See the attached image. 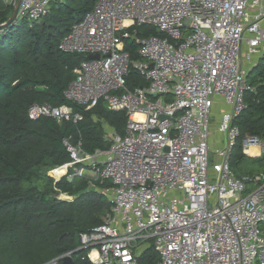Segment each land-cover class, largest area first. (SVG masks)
<instances>
[{
    "label": "built area",
    "instance_id": "obj_1",
    "mask_svg": "<svg viewBox=\"0 0 264 264\" xmlns=\"http://www.w3.org/2000/svg\"><path fill=\"white\" fill-rule=\"evenodd\" d=\"M54 1L20 0L15 20L36 21ZM142 26L162 36L137 35ZM129 39L139 58H130ZM58 47L84 56L64 97L88 108L102 100L128 118L123 134L107 128L106 149L87 153L80 140L63 139L70 160L50 170L65 169L54 179L108 182L96 190L110 209L79 234L77 258L140 264L152 246L156 264H264V167L241 176L231 165L234 120L255 92L247 75L264 55V0H96ZM130 67L146 85H127ZM74 115L68 104L28 108L32 120ZM242 153L264 157V137L245 134Z\"/></svg>",
    "mask_w": 264,
    "mask_h": 264
},
{
    "label": "trees",
    "instance_id": "obj_2",
    "mask_svg": "<svg viewBox=\"0 0 264 264\" xmlns=\"http://www.w3.org/2000/svg\"><path fill=\"white\" fill-rule=\"evenodd\" d=\"M95 2L55 0L42 20H15L0 30V264H45L73 251L79 234L98 226L110 209L106 196L96 190L108 182L86 176L69 181L49 175L50 170L70 160L63 139L80 140L83 150L93 153L109 147L107 128L123 134L126 127L124 110H110L102 100L88 108L64 97L75 76L73 69L84 56L63 52L58 44ZM11 12L12 7L0 0V25ZM134 28L137 35L162 36L149 27ZM125 48L132 60L139 58L135 42L127 40ZM247 78L249 84H255V92L245 93L246 108L234 124L240 136L263 138L264 55ZM127 85L144 86L146 81L130 67ZM33 104H68L75 115L61 123L48 117L32 120L28 108ZM243 158L249 157L241 153L231 165ZM260 160L264 163L263 156ZM63 193L73 198H59ZM79 254H73L74 263L88 264L77 258ZM138 261L156 264L158 253L150 246Z\"/></svg>",
    "mask_w": 264,
    "mask_h": 264
},
{
    "label": "rangeland",
    "instance_id": "obj_3",
    "mask_svg": "<svg viewBox=\"0 0 264 264\" xmlns=\"http://www.w3.org/2000/svg\"><path fill=\"white\" fill-rule=\"evenodd\" d=\"M43 19V18H42ZM42 19H40V20H42ZM28 22H30V21H28ZM141 28H143L144 29V26L143 27H141ZM250 71V70H249ZM248 79V81H250L249 80V78H247ZM259 79V80H258ZM261 78H257V81H258V83H260V80ZM254 86H255V84H253ZM216 110V109H215ZM218 111H220V109H217L216 110V113H219ZM213 118V117H212ZM213 120L214 119H212L211 120V123L213 122ZM243 137H244V135H241L238 139H237V143H236V146H235V149H234V153H233V156H232V162L233 161H235L239 156H240V154L242 153V139H243ZM209 155H210V159H212L213 158V155H212V153H211V150H210V153H209ZM263 165H264V163H263V161L262 160H260V157H256V158H243L241 161H240V163H238V164H235V165H232V167H233V170L235 171V173L236 174H238V175H241V176H243V175H254V174H257V173H259L262 169H263ZM251 172V173H250ZM55 176H54V175ZM53 174H52V172L50 171V173H49V175H53L54 177H56V171L55 172H53ZM250 190L248 189V190H246V192H249ZM59 198H61V199H64V200H71L73 197H71L69 194H67V193H63V194H60L59 195ZM58 257V256H57ZM56 258V257H55ZM54 258V259H55ZM53 260V259H52ZM51 260V261H52ZM50 262V261H49Z\"/></svg>",
    "mask_w": 264,
    "mask_h": 264
},
{
    "label": "water",
    "instance_id": "obj_4",
    "mask_svg": "<svg viewBox=\"0 0 264 264\" xmlns=\"http://www.w3.org/2000/svg\"><path fill=\"white\" fill-rule=\"evenodd\" d=\"M20 0H16V4L14 5V7L12 8V12L9 16V18L7 19L6 22H4L3 24L0 25V30L8 27V26H12L14 24L15 21V16L17 13V9H18V5H19ZM186 23H189V20L185 21ZM133 39H135V37H133ZM99 55H90L89 58H98ZM152 65V64H151ZM81 251V249H77L74 251V254L76 252ZM50 264H75L72 255L66 254L64 255L60 261L54 262V263H50Z\"/></svg>",
    "mask_w": 264,
    "mask_h": 264
},
{
    "label": "bare ground",
    "instance_id": "obj_5",
    "mask_svg": "<svg viewBox=\"0 0 264 264\" xmlns=\"http://www.w3.org/2000/svg\"><path fill=\"white\" fill-rule=\"evenodd\" d=\"M136 117H141L140 115H136ZM249 153H251L252 155H257L258 154V148L256 146H251L249 148ZM65 169L64 168H60L56 170V176H60L62 174H64Z\"/></svg>",
    "mask_w": 264,
    "mask_h": 264
}]
</instances>
